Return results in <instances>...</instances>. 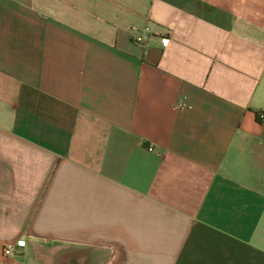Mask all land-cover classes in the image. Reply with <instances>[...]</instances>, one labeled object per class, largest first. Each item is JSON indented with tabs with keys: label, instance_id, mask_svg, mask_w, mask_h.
<instances>
[{
	"label": "crops",
	"instance_id": "1",
	"mask_svg": "<svg viewBox=\"0 0 264 264\" xmlns=\"http://www.w3.org/2000/svg\"><path fill=\"white\" fill-rule=\"evenodd\" d=\"M260 114L264 0H0V264H264Z\"/></svg>",
	"mask_w": 264,
	"mask_h": 264
},
{
	"label": "built area",
	"instance_id": "2",
	"mask_svg": "<svg viewBox=\"0 0 264 264\" xmlns=\"http://www.w3.org/2000/svg\"><path fill=\"white\" fill-rule=\"evenodd\" d=\"M149 32V27H145L144 30L142 31H138L136 32L135 34V41L138 42V43H143L146 41L147 39V33ZM168 39H166L167 41ZM260 120L261 122L264 123V114H260ZM150 150L153 149V147H150L149 148ZM13 250H14V245L13 244H6L4 247H3V254L5 255H12L13 254Z\"/></svg>",
	"mask_w": 264,
	"mask_h": 264
}]
</instances>
